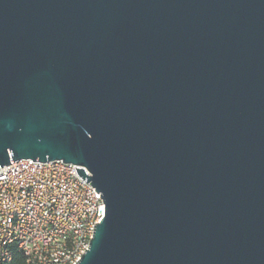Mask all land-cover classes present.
<instances>
[{
	"label": "water",
	"instance_id": "1",
	"mask_svg": "<svg viewBox=\"0 0 264 264\" xmlns=\"http://www.w3.org/2000/svg\"><path fill=\"white\" fill-rule=\"evenodd\" d=\"M27 159L103 199L76 264H264V0H0V168Z\"/></svg>",
	"mask_w": 264,
	"mask_h": 264
},
{
	"label": "built area",
	"instance_id": "2",
	"mask_svg": "<svg viewBox=\"0 0 264 264\" xmlns=\"http://www.w3.org/2000/svg\"><path fill=\"white\" fill-rule=\"evenodd\" d=\"M104 209L72 164L27 159L0 168V264L14 253L26 264H76Z\"/></svg>",
	"mask_w": 264,
	"mask_h": 264
},
{
	"label": "trees",
	"instance_id": "3",
	"mask_svg": "<svg viewBox=\"0 0 264 264\" xmlns=\"http://www.w3.org/2000/svg\"><path fill=\"white\" fill-rule=\"evenodd\" d=\"M5 264H26V261L22 255H20L19 253H14L12 260L9 263Z\"/></svg>",
	"mask_w": 264,
	"mask_h": 264
}]
</instances>
